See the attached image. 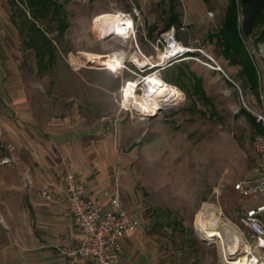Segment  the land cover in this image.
Instances as JSON below:
<instances>
[{
	"label": "rangeland",
	"instance_id": "obj_1",
	"mask_svg": "<svg viewBox=\"0 0 264 264\" xmlns=\"http://www.w3.org/2000/svg\"><path fill=\"white\" fill-rule=\"evenodd\" d=\"M36 1L0 0V167L9 163L6 157L17 154L15 149L10 152L6 133H20L18 110L23 107L35 112L42 140L50 124L59 129L69 120L75 128L98 126L87 139L110 142L115 155L114 169L109 172L107 167L104 175L111 189H119L123 202L137 207L144 219L120 264H229L233 256L228 255L242 250L237 226L252 203L232 187L258 175L251 150L254 131L240 113L237 88L217 71L184 57L139 72L127 62L133 52L131 39H99L93 29L96 17L135 8L140 15L135 39L142 54L157 62L163 47L155 51L153 46L173 28L179 42L211 57L240 88L244 102L257 107L240 68L229 65L209 38L223 19L212 8L226 9L227 1L191 0L196 17L187 13L182 0ZM170 10L178 15V23L166 29ZM244 43L264 97V44L257 45L254 37ZM118 52L125 53V68L114 71L109 68L121 62ZM175 66L184 75L176 77ZM155 72L160 76L150 80L159 78L168 86L165 92L155 96L148 91L143 99L139 84L136 95L142 100L124 101L125 82ZM193 76L200 79L205 98L193 93ZM136 101L150 103L157 114L141 119ZM159 102L165 103L160 110ZM203 211L217 217L215 226L223 240L198 230L197 216Z\"/></svg>",
	"mask_w": 264,
	"mask_h": 264
},
{
	"label": "crops",
	"instance_id": "obj_2",
	"mask_svg": "<svg viewBox=\"0 0 264 264\" xmlns=\"http://www.w3.org/2000/svg\"><path fill=\"white\" fill-rule=\"evenodd\" d=\"M182 3L191 17L197 16L191 0ZM224 8L212 10L224 17ZM18 115L20 133L16 137L9 130L6 133L7 145L13 147L10 152L15 149L17 154L6 157L9 163L0 167V264H66L57 248L70 246L76 235L72 220L64 215L67 173L87 185L96 203L107 204L117 194L123 208L141 215L137 207L123 202L119 189H111L109 176L104 175L107 167L109 172L114 169L115 155L110 142L87 139L89 131H99L98 126L81 124L75 128L69 120L59 129L50 124L49 130L44 127L49 134L42 140L35 112L23 107ZM44 189L49 190L50 198L41 196ZM251 200L250 205L258 202ZM137 232L129 234L121 249L111 254L113 264L121 263L125 247Z\"/></svg>",
	"mask_w": 264,
	"mask_h": 264
},
{
	"label": "built area",
	"instance_id": "obj_3",
	"mask_svg": "<svg viewBox=\"0 0 264 264\" xmlns=\"http://www.w3.org/2000/svg\"><path fill=\"white\" fill-rule=\"evenodd\" d=\"M107 14L119 18L114 20L113 24L114 27H119L118 31L108 37L113 36L124 40H132V53L136 54L141 62L143 61L144 66L138 68L130 62V57L127 62L137 71L143 72L165 66L173 58L184 57V59L189 58L198 62L205 68L217 71L226 78L225 80L232 87L237 88L239 92L238 98L241 100L240 104H242L241 107L253 117L261 132L254 134L251 143V150L258 160L257 177L239 180L233 187L242 198L255 199L258 202L244 208L237 226L241 237L242 250L239 253L235 252L237 254L235 259V254L228 255L233 256V258L229 259L227 263L264 264V97L261 96V92H259L257 107L250 105L248 102L245 103L240 88L230 80L222 68L211 57L204 54L200 48L190 49L179 42L175 38L173 28L161 34L155 46H153L155 51L159 50V45L163 47L160 58L158 57V61H155L156 66H154V63L151 64L154 61L153 58L151 56L146 57L140 52L135 39L137 19L140 17L139 12L134 8L132 12L112 11ZM117 14H120V16ZM127 19L130 20L129 26L121 24V21L125 23ZM93 29L99 39L104 38L95 30V27ZM125 62L126 58L122 63V67L117 71L125 68ZM147 76L138 80L135 92L138 90V85L142 84L143 79ZM128 83L129 81L125 82V86L121 91L128 87ZM41 196L50 198L49 190L44 189ZM64 215L72 220L76 228V235L72 244L67 247L57 248L58 256L66 264H78L80 262H86L87 264H113L114 261L111 254L121 249L122 241L129 234L139 231L144 226L143 217L123 208L117 194L113 195L107 204L96 203L92 199L87 185L73 173L65 175Z\"/></svg>",
	"mask_w": 264,
	"mask_h": 264
},
{
	"label": "trees",
	"instance_id": "obj_4",
	"mask_svg": "<svg viewBox=\"0 0 264 264\" xmlns=\"http://www.w3.org/2000/svg\"><path fill=\"white\" fill-rule=\"evenodd\" d=\"M34 2L37 1L34 0ZM170 8L172 9V6ZM178 18V15L171 12L166 29L177 24ZM252 37L257 45L264 44V0H228L221 24L215 33L209 35V38L210 41H214L219 54L228 61L229 65L240 68L239 76L244 86L252 89L258 100L259 92L263 91L261 79L244 43L245 39ZM172 72L176 74V77L184 75L179 66L173 67ZM162 80L173 82L172 79L165 77ZM192 81L193 93L201 94L200 98L204 97L200 79L193 76ZM240 113L250 123L254 134L261 132L248 112L241 108Z\"/></svg>",
	"mask_w": 264,
	"mask_h": 264
},
{
	"label": "bare ground",
	"instance_id": "obj_5",
	"mask_svg": "<svg viewBox=\"0 0 264 264\" xmlns=\"http://www.w3.org/2000/svg\"><path fill=\"white\" fill-rule=\"evenodd\" d=\"M116 13H118V12H116ZM117 15L120 16V14H117ZM117 19H119V18H116L114 16H110L108 14H103L101 17L96 19L95 30L102 37L113 35L114 33H116L118 31L117 29L119 28L118 26H116V27L113 26L114 20H117ZM121 24H127L129 26L130 20L129 19L125 20V23H123L121 21ZM116 55L118 57H120L121 62L120 63L115 62L116 63L115 64L116 69L109 68V69L114 70V71H117L119 68L122 67V63L126 57L125 53H123V52H120V53L118 52V53H116ZM109 56H107V58H109ZM110 62H112V58L110 59ZM130 62H132L138 68H142L144 66L143 61L141 62L139 57L136 56V54H134V53H132L130 55ZM152 63H154L153 65L156 66L155 61L151 62V64ZM98 66L105 67V66H101V65H98ZM107 66H109L108 63H107ZM158 76H160L159 73L155 72L151 75H148L146 78L143 79V81H142V84H143L142 98L143 99H145L146 93L148 91H150L155 96H159L160 93H163L168 89V86L166 84H164L159 78H153L152 80H150L151 77H158ZM149 80L151 81L150 84L148 83ZM137 84H138V80L129 81L128 87L125 88L124 91H122V96L124 98V101L128 98L131 99V97L135 98L136 100H137V98L140 99L139 96H137L136 92H135V90H136L135 86H137ZM142 98L140 100H142ZM135 103H137V105H138L137 108H139V109L137 110V108H135V107H134V109L137 112H139V114L142 115L141 119H146V118L157 113L156 110L154 111V107L150 103H147L145 101H136ZM161 104H165V103L159 102V110L161 109ZM213 215H214V213H213ZM209 217H210V219H208ZM211 217H212V213L208 214L207 216H206L205 211L199 213L197 216L196 226H197L198 230L204 236L211 237V238L217 240V242H219L220 240H223V237H222L221 233L216 229V226H215L216 222H217V217L216 218H214V217L211 218ZM229 264H231V263H229Z\"/></svg>",
	"mask_w": 264,
	"mask_h": 264
},
{
	"label": "water",
	"instance_id": "obj_6",
	"mask_svg": "<svg viewBox=\"0 0 264 264\" xmlns=\"http://www.w3.org/2000/svg\"><path fill=\"white\" fill-rule=\"evenodd\" d=\"M108 37V36H107ZM158 112V111H157ZM157 114V113H156ZM155 115V114H154ZM154 115H152V116H150V117H148V118H151V117H153Z\"/></svg>",
	"mask_w": 264,
	"mask_h": 264
}]
</instances>
